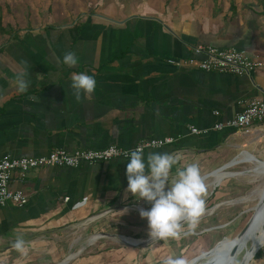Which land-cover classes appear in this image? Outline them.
<instances>
[{"label": "crops", "instance_id": "1", "mask_svg": "<svg viewBox=\"0 0 264 264\" xmlns=\"http://www.w3.org/2000/svg\"><path fill=\"white\" fill-rule=\"evenodd\" d=\"M0 20V159L60 147L131 148L143 139L175 137V145L143 153L179 155L180 166L197 163L206 177V204L216 211L233 206L227 202L235 183L230 176L214 185L207 175L240 164L247 153L264 161V121L239 130L214 128L264 94V66L237 76L168 62L193 57L192 48L204 45L243 50L264 63V0H3ZM67 51L78 58L75 67L62 63ZM80 72L93 76L96 87L78 102L70 81ZM126 162L52 166L15 179L12 186L23 188L29 202L0 208V264H162L169 256L188 264L197 257L194 248V255L185 253L193 240L184 244L187 236L148 237L139 210L150 205L125 191ZM107 210L135 233L120 234L125 244L111 248L109 241L117 244L112 235L91 236L76 252L73 243L83 237L66 232L94 233L109 221L93 225ZM41 229L62 234L44 238ZM17 236L28 242L27 256L12 248ZM50 240L66 249L52 251ZM251 262L264 264V252Z\"/></svg>", "mask_w": 264, "mask_h": 264}, {"label": "clouds", "instance_id": "2", "mask_svg": "<svg viewBox=\"0 0 264 264\" xmlns=\"http://www.w3.org/2000/svg\"><path fill=\"white\" fill-rule=\"evenodd\" d=\"M77 57L67 51L62 63L75 67ZM26 87L20 79L19 90ZM96 87L95 78L86 72L74 73L71 76L70 88L76 99L87 97ZM125 191L139 197L150 205L140 209L139 215L146 219L148 235L152 240L180 239L196 230L201 216L206 211V185L197 163L180 166L181 156L167 152L154 151L145 156L142 149L135 148L126 153ZM174 169V175H170ZM20 256H27L28 242L17 236L12 243ZM162 264H187L182 256L166 257Z\"/></svg>", "mask_w": 264, "mask_h": 264}, {"label": "built area", "instance_id": "3", "mask_svg": "<svg viewBox=\"0 0 264 264\" xmlns=\"http://www.w3.org/2000/svg\"><path fill=\"white\" fill-rule=\"evenodd\" d=\"M194 56L189 58L174 59L168 62L178 68H199L209 72L226 73L237 76L251 75L264 63L256 57L249 56L245 51L236 48L221 49L212 46L197 45L192 48ZM219 114V113H216ZM264 121V94L251 99L243 109L227 122H219L214 128L243 129L256 122ZM192 133L201 134L208 129L190 127ZM175 137L151 138L140 140L131 148L111 144L103 149H67L60 147L41 156L15 157L6 155L0 159V208L9 205L24 207L29 202V195L23 188L15 189L12 183L15 179L24 181L27 175L36 169L46 167H80L113 159L127 161L126 153L129 150L140 148L143 152L175 145ZM264 252V244L256 252ZM254 256V259L256 257Z\"/></svg>", "mask_w": 264, "mask_h": 264}, {"label": "rangeland", "instance_id": "4", "mask_svg": "<svg viewBox=\"0 0 264 264\" xmlns=\"http://www.w3.org/2000/svg\"><path fill=\"white\" fill-rule=\"evenodd\" d=\"M3 0H0V3ZM19 2H23V0H18ZM21 7H23V4L20 5ZM20 10V8H19ZM249 155L248 153L243 155L241 157V160L238 159L237 162H241L240 164H234L231 165L229 167H227L224 171H229V172H235L238 173V175H236V177H233L231 179H233L234 183H235V190L234 192L228 197V202L227 204L233 205L231 208H229L228 206H222L220 207L221 209H224L223 211H216L214 208V204L213 206H210V204H206V211L205 213L201 216L200 220H201V228L196 229L194 231L193 234L188 235L187 237H185L184 244H187L186 242L190 241V239H193L191 241V243L189 244L190 248H187L185 250L186 255H194V251L192 250L193 248L196 250L199 255H201L202 253L209 251L211 249H213L214 247H217L220 245V243L222 244L225 241L231 240L232 238H234L245 226L246 224L250 221V219L252 218L253 214L252 211H248L251 209V207L253 205H255V203L257 202V194L256 191L259 190L263 183H264V177L262 175H256L254 173L251 172L252 168L254 167L252 163H250L249 161L247 162L245 160V156ZM244 162H243V160ZM242 173V175H241ZM211 178V177H209ZM229 180V178H228ZM212 182V178L211 180H208V183ZM255 191V192H253ZM250 197L255 198L256 201L253 200H248V201H242L243 198H247ZM135 208V206H134ZM109 210H107V212L105 211L106 214L108 215H104L103 217L99 218L97 220V222L95 224H93L94 226L96 224H99L101 220L104 219H108L109 221L106 222L104 227H100V228H96L95 227V232L94 233H88L85 234L83 229L82 230H77L74 233H69L66 232V234H71L73 236L76 237V235H79L80 238L83 237V239L80 240L79 243H73L76 247V252H81V250L83 248H81L85 242H87L88 238L93 236L95 237L96 235H100L101 237H113L115 240V242H117V244H112V241H109L108 245H106V248H111L114 245H124L125 243H123L120 239H119V235L120 234H126V233H130V234H134L135 230L132 229H128L126 227H124L123 225H121V223H118L117 216H115L114 214H112L113 212H111ZM104 212H101L100 214H103ZM114 215V216H113ZM113 216V217H112ZM86 225V224H84ZM42 230V229H41ZM44 230V229H43ZM42 230V231H43ZM65 230V229H62ZM64 232V231H63ZM44 238H46L45 236H49L52 235H58V234H62L61 230L58 232H54V233H45V231L42 232ZM84 235V236H83ZM131 235V236H132ZM148 237H150L148 235ZM227 238L226 240H223ZM104 239V238H101ZM137 239V238H136ZM52 247H54V249L51 247L52 251H56V249H62L64 248L63 245L60 244H55V240H50ZM153 241V240H152ZM222 241V242H220ZM264 241V240H263ZM83 244V245H82ZM97 244V242H96ZM102 245V244H101ZM250 247V244H248L243 250H241L239 252V255L236 257L235 259V263L238 264L241 261L244 260L247 251ZM78 248H81V250H78ZM66 248H64L65 250ZM63 250V249H62ZM259 250V249H258ZM257 250V251H258ZM59 252V251H57ZM232 253V252H231ZM229 253V255L231 254ZM256 254V253H255ZM255 256V255H254ZM254 258V257H253ZM252 258V259H253ZM252 260L250 259L249 262H247V264H251ZM201 262H205L204 260H200L199 263ZM223 264H233L231 261H228L226 263Z\"/></svg>", "mask_w": 264, "mask_h": 264}, {"label": "bare ground", "instance_id": "5", "mask_svg": "<svg viewBox=\"0 0 264 264\" xmlns=\"http://www.w3.org/2000/svg\"><path fill=\"white\" fill-rule=\"evenodd\" d=\"M245 160L253 164L254 167L251 170L252 173L256 175H262L264 177V161L259 162L257 158L252 154L245 156ZM225 169L213 171L207 175L208 177L212 178V184L218 185L223 178L238 175V173L235 172L224 171ZM205 179L206 177L203 178V182ZM255 194H257V202L251 207L250 210H248L252 211L253 216L250 221L246 224V226H248V230L245 232V234L242 237L238 238L240 233L239 232L231 240L225 241L222 244L220 243L219 246L214 247L209 255L199 258L191 264H223L228 261H231L233 264H236L234 262L236 257L239 255V252L243 250L248 244H250V247L247 251L245 258L238 264H247L250 259L252 260L253 255L255 254L257 249H259L264 244V183L262 187L256 191ZM248 200L256 201L255 198L251 199L250 197L242 199V201ZM97 237H100V235H96L91 239H95ZM124 239L129 242L133 241L131 243H139L138 240L137 242L133 239H128L125 237ZM229 253L231 254L229 255ZM200 260H204L205 262L199 263Z\"/></svg>", "mask_w": 264, "mask_h": 264}, {"label": "water", "instance_id": "6", "mask_svg": "<svg viewBox=\"0 0 264 264\" xmlns=\"http://www.w3.org/2000/svg\"><path fill=\"white\" fill-rule=\"evenodd\" d=\"M257 160H258L259 162H261V160H259V159H257ZM229 165H231V163H228V164H226V165L220 167L219 169H217V170H215V171L225 169V168L228 167ZM205 176H206V175H205ZM247 230H248V226H245V227L240 231L238 238L242 237V236L245 234V232H246ZM120 238H121L123 241H125L127 244H130V245H138V244H140V242H139V243H131V242L127 241L126 239H124L123 236H121ZM226 239H227V238H225V239H223V240H226ZM220 242H222V241H220ZM211 251H212V249L209 250V251H206V252L202 253L201 255L195 257L194 259H192V261H190L188 264H191V263L195 262L197 259L209 255V254L211 253Z\"/></svg>", "mask_w": 264, "mask_h": 264}, {"label": "trees", "instance_id": "7", "mask_svg": "<svg viewBox=\"0 0 264 264\" xmlns=\"http://www.w3.org/2000/svg\"><path fill=\"white\" fill-rule=\"evenodd\" d=\"M0 28H1V31L3 32V26H2V24H1V20H0ZM258 250V249H257ZM257 252V251H256ZM255 252V253H256ZM258 254H260V251L256 254V257L258 256ZM255 255V254H254ZM254 255H253V257H254Z\"/></svg>", "mask_w": 264, "mask_h": 264}]
</instances>
